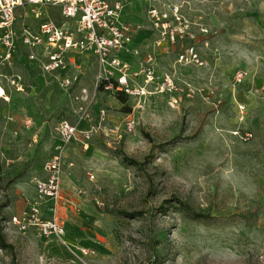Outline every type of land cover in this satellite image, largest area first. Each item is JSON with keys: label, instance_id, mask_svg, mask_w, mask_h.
Instances as JSON below:
<instances>
[{"label": "rangeland", "instance_id": "obj_1", "mask_svg": "<svg viewBox=\"0 0 264 264\" xmlns=\"http://www.w3.org/2000/svg\"><path fill=\"white\" fill-rule=\"evenodd\" d=\"M124 2L123 21L147 31L131 66L154 74L131 84L146 92L138 106L83 86L81 59L68 94L18 41L9 59L0 47V229L14 247L0 249V264H264V0H156L173 6L169 27L184 30L174 42L144 0ZM39 11L16 8V30L46 17L74 23L57 7ZM61 121L79 131L66 147ZM61 145L54 217L65 236L19 230L11 219L36 200L31 180ZM179 201L211 219L187 218ZM40 213L49 219L51 205Z\"/></svg>", "mask_w": 264, "mask_h": 264}, {"label": "built area", "instance_id": "obj_2", "mask_svg": "<svg viewBox=\"0 0 264 264\" xmlns=\"http://www.w3.org/2000/svg\"><path fill=\"white\" fill-rule=\"evenodd\" d=\"M144 1L153 25L169 29L166 32L168 41L174 42L175 37H182L183 28H170L168 25L169 17L173 15V6L167 12L158 8L156 0ZM46 6L57 7L65 20H74V23L71 25L64 21L59 24L46 17L39 20L35 28L26 25L20 31L16 30V8H30L34 17L39 18V9ZM125 6L124 0H0V47L9 59L18 41L25 50L26 59L36 64L41 72L52 77L58 87L66 92L73 85L70 77L61 74L67 68V57L92 55L96 62L94 89L102 85V90L106 93H124L135 100L138 106L146 92L131 84L142 72L148 81L154 79V74L151 68L142 71V68L134 70L131 66L129 58L138 56V50L131 48L133 26L119 20ZM163 6L166 4L162 3L160 7ZM138 63L140 65V60ZM162 79L163 86L169 85L168 78ZM132 124L128 123L129 130L132 129ZM55 129L64 147L75 140L79 133L77 127L68 121H61ZM84 137L89 138L90 135L84 133ZM62 160L61 145L44 162L45 177L31 180L36 191V200L27 201L22 215L13 216L11 219L19 230L36 227L41 237L64 238L65 230L54 217L55 205L60 197ZM46 202L51 205L52 215L49 219H42L40 209ZM81 251L84 255L87 254L86 250Z\"/></svg>", "mask_w": 264, "mask_h": 264}, {"label": "crops", "instance_id": "obj_3", "mask_svg": "<svg viewBox=\"0 0 264 264\" xmlns=\"http://www.w3.org/2000/svg\"><path fill=\"white\" fill-rule=\"evenodd\" d=\"M108 1H110V2H112V1H115V0H108ZM119 20H120V22H122V23H125V24H130V23H127V22H125V21H123V14H122V12H121V15H120V18H119ZM136 24V23H135ZM131 25H133V26H138V28H139V25H134V24H131ZM135 29L134 28V32H133V38H132V42H131V48H135L136 50H139V46L138 45H140V42L142 41V40H146V36L145 35H147V31H145V30H141V29ZM150 32H148V34H149ZM150 39H152V38H150ZM149 40V39H148ZM156 50V49H155ZM79 57V58H78ZM25 58H26V56H25ZM78 59H81V60H83L84 61V63L86 64L85 66L86 67H84L83 68V76L82 77H80V83L83 85V86H88V84L90 85H93V87H94V82H95V74H96V62H95V59H94V56H92V55H79V56H68L67 57V68H66V70H64L61 74L64 76V77H70L72 80H73V82H74V84H75V81H76V74H77V72L73 69V68H76V65H77V60ZM27 60V59H26ZM28 61V60H27ZM86 61H88V62H90L91 64H90V66H91V68H89L88 67V63H86ZM92 62H94V65H92ZM32 68L34 69V70H36L37 72H39V73H41L42 74V76L43 77H46L47 78V76H45L46 74H44L43 72H41V70L38 68V66L36 65V64H32ZM92 72L93 73V77H91V79H88V76L86 75L87 74V72ZM78 75V74H77ZM49 76V75H48ZM48 80H49V82L51 83V87L52 86H55L54 85V83H53V78L51 77V78H48ZM72 85L71 87V89H70V91H69V93L68 94H70V92L72 93V91L74 90V88L75 87H77V85ZM75 86V87H74ZM92 87V88H93ZM94 89V88H93ZM71 96V95H70ZM44 178V177H43ZM62 182V184H63V181H61ZM33 200V199H32ZM27 201H31V199H28V198H25V201L23 202V209H25L26 208V202ZM48 204V202H46V203H43L42 205H41V209L43 208V206H45V205H47ZM22 205V204H21Z\"/></svg>", "mask_w": 264, "mask_h": 264}, {"label": "trees", "instance_id": "obj_4", "mask_svg": "<svg viewBox=\"0 0 264 264\" xmlns=\"http://www.w3.org/2000/svg\"><path fill=\"white\" fill-rule=\"evenodd\" d=\"M98 90H102V85L99 86ZM107 93L115 96L117 98V100H119L121 102H125L127 100V95H125L124 93H121V92H107ZM129 110H130V108L127 107L123 111H129ZM14 179L10 180L8 182V184L2 186V190H5L8 187L9 183H12L14 181ZM7 201L8 200H5V202L2 204V207L7 206ZM178 204H179L180 211L183 212V214L187 218H189L193 221H201V220L211 219L210 215L197 212V211L193 210L189 205H187L183 202L179 201ZM122 214L125 215L126 217H134L136 215V213H134V212H132V213L122 212ZM137 214H140V213H137ZM0 249L1 250H8L11 253H13V250H14L13 245L6 242L5 236L2 234L1 229H0Z\"/></svg>", "mask_w": 264, "mask_h": 264}, {"label": "bare ground", "instance_id": "obj_5", "mask_svg": "<svg viewBox=\"0 0 264 264\" xmlns=\"http://www.w3.org/2000/svg\"><path fill=\"white\" fill-rule=\"evenodd\" d=\"M0 98L8 99V96L6 95L4 89L0 86Z\"/></svg>", "mask_w": 264, "mask_h": 264}]
</instances>
